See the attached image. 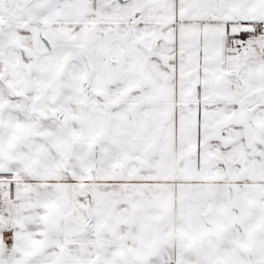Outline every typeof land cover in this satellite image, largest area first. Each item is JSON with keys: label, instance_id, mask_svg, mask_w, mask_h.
<instances>
[{"label": "snow or ice", "instance_id": "1", "mask_svg": "<svg viewBox=\"0 0 264 264\" xmlns=\"http://www.w3.org/2000/svg\"><path fill=\"white\" fill-rule=\"evenodd\" d=\"M0 264H264V0H0Z\"/></svg>", "mask_w": 264, "mask_h": 264}]
</instances>
